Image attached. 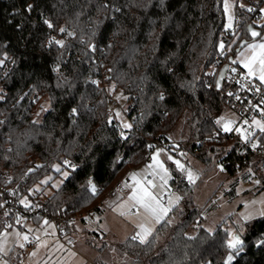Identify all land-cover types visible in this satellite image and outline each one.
<instances>
[{
	"label": "trees",
	"instance_id": "1",
	"mask_svg": "<svg viewBox=\"0 0 264 264\" xmlns=\"http://www.w3.org/2000/svg\"><path fill=\"white\" fill-rule=\"evenodd\" d=\"M222 4L0 0V170L9 176L6 185L16 188L21 208L36 204L41 210L30 217L58 218L65 228L72 217L100 212L114 185L167 143L185 111L190 114L189 152L203 158L215 150L213 145H226L208 141L213 133L223 134L214 117L228 105L222 85L216 83L233 52H222L233 36L224 29ZM241 13L235 4L236 17ZM248 25L254 26L249 16L237 27L247 41ZM258 28L262 32L264 24ZM210 67L216 68L212 74L207 72ZM105 82L127 95L130 129L122 130L105 116ZM44 98L49 107L36 121L34 110ZM256 137L264 142V135ZM236 149L232 144L222 158L224 170L232 173L262 162L255 157L242 160ZM54 165L58 173L67 170V177L49 197L31 198L30 206L23 205L21 197L55 172ZM176 211V225L165 219L144 243L127 237L117 244L114 250L123 256L122 263L264 264V218L247 223L239 235L241 246L230 249L223 223L209 232L195 226L201 222V209L186 202L184 210L176 205L169 216ZM17 218L0 194V232ZM162 237L166 239L160 242ZM106 248L102 244L98 251Z\"/></svg>",
	"mask_w": 264,
	"mask_h": 264
},
{
	"label": "rangeland",
	"instance_id": "2",
	"mask_svg": "<svg viewBox=\"0 0 264 264\" xmlns=\"http://www.w3.org/2000/svg\"><path fill=\"white\" fill-rule=\"evenodd\" d=\"M227 3L229 8L226 12L225 0H223L224 29L233 36L229 45L222 52L225 54L233 49L229 56L231 59L230 66H236L239 57L246 58L253 54L250 45L264 43V28L259 39L249 40L240 46L244 38L242 31L238 30L237 27L241 20L247 19L248 15L245 13L247 2L245 0H227ZM235 4L238 9L242 10L238 17L235 14ZM263 24L264 21L254 23V26L260 27ZM221 47L223 49V46ZM6 69L3 68V70ZM207 72L212 74L214 72L213 67H210ZM103 87L106 89L107 97L105 116L109 119L113 118L122 130L130 129L131 121L126 115V110L130 105L127 95L122 88L116 87L113 82H105ZM48 107V99H40L34 110L33 118L39 121ZM108 113L111 114L107 115ZM189 115V111L183 112L171 128L167 141L169 149L163 146L154 148L147 162L127 173L125 178L130 181L128 184L124 178L125 194L114 192L105 196L100 213H94V218L84 224L88 233L85 236L80 232L76 233L74 251L64 247L65 235L58 236V231L51 222L43 220L40 224L34 225L30 220L22 219L30 217H22L15 224L6 226L0 232V264H10L8 260L14 259L13 254L15 253L22 257L17 264H67L71 252L76 255L73 258H81L83 264H94L95 258L106 264H123V256L117 254L114 247L129 236H135L140 240L142 234L137 231V226L144 223L147 227H152L153 224L154 216L146 212L136 202L137 199L143 197L144 191H147L154 198L152 201L154 207L158 203L159 208L167 210L163 216H167L174 205H178L179 210H184L187 202L193 207L201 209V222L196 224V227L201 226L211 232L217 225L223 223V228L229 232V241L233 236L239 238L247 223L264 218L263 163L256 162L252 166L244 165L240 170L232 173L224 170L221 160L231 148L232 142H226V145L222 147L213 145L215 150L203 158L193 155L187 150L190 140ZM236 116L230 106L223 105L221 111L214 117V121L219 129L224 131L225 124H228L230 129L232 128L231 122ZM208 147L206 145V149ZM154 156L163 164L167 175L154 163ZM177 163L182 167H177ZM150 165L153 167H149ZM255 167L257 168L254 170ZM58 170L59 166L54 165L55 172L39 179L31 187L30 195L28 197L22 196L19 201L27 207L31 205V198L42 201L49 197L68 175L67 170L59 173ZM0 171L5 172L9 182L10 179L6 171L4 169ZM189 174H191V179ZM131 175L133 179L130 177ZM148 175L152 186L146 184ZM35 209H38L36 204L27 210L32 212ZM162 214L157 209V215ZM178 219L177 211L166 218L171 226L176 225ZM47 230L51 233L49 237L45 234ZM154 231L155 229L152 232ZM193 232L194 230L191 229L189 234H193ZM151 234L144 237V241ZM32 235L38 238L33 236L37 240V246L24 252L20 251L19 245ZM165 239L166 237H162L159 241L163 242ZM102 244H105L107 248L101 253L98 249ZM43 246L44 250H42ZM37 252L42 253V256L37 255ZM98 263L100 262L98 261Z\"/></svg>",
	"mask_w": 264,
	"mask_h": 264
},
{
	"label": "built area",
	"instance_id": "3",
	"mask_svg": "<svg viewBox=\"0 0 264 264\" xmlns=\"http://www.w3.org/2000/svg\"><path fill=\"white\" fill-rule=\"evenodd\" d=\"M245 13L252 19L253 23L264 21V0H249ZM214 60L217 63L221 61L218 55L214 57ZM230 63L231 59L228 57L225 62L228 67L222 82V93L228 106L237 112L238 122L229 132L221 135L219 133H213L208 137V141L214 144L220 140L232 142L237 148L236 155L240 159L245 160L249 157H255L264 163V142L257 140L256 134H254L250 126V121L253 118L264 120V83L254 80L242 68L230 66ZM32 98L36 99V95L34 94ZM110 114L108 113L107 115ZM254 145L255 147H253ZM168 146L167 143L163 144V147L167 148ZM7 182L8 179H6L5 172L0 171V194L4 197L5 206L14 210L18 217L21 218L41 213L39 208L32 210V212L27 210L28 208H21L16 200V188L7 186ZM124 182V179L118 181L114 185L113 191L123 193L125 191ZM51 221L60 234L61 220L55 218L51 219ZM261 242L264 243V233L262 234ZM73 243V237H68L67 245L72 247ZM36 244L37 240L33 236H28L19 245V249L27 251L32 249Z\"/></svg>",
	"mask_w": 264,
	"mask_h": 264
},
{
	"label": "crops",
	"instance_id": "4",
	"mask_svg": "<svg viewBox=\"0 0 264 264\" xmlns=\"http://www.w3.org/2000/svg\"><path fill=\"white\" fill-rule=\"evenodd\" d=\"M254 27V26H253ZM255 28H258V27H255ZM259 29V28H258ZM261 31V30H260ZM262 33V32H261ZM261 37V36H260ZM259 37V38H260ZM258 38V39H259ZM264 44V43H263ZM259 45V44H258ZM256 52L257 53H259L260 52V49L259 48H257L256 49ZM250 56H252V55H248L246 58H238L237 59V61H236V66H238V67H240V68H242L244 71H246L248 74H249V70L246 68V67H244L243 65H244V62H245V60L248 58V57H250ZM256 69H257V72H256V74H254V75H250L254 80H256V81H258V82H261V80L258 78V76H259V71H258V69H259V64H256L255 66H254ZM216 70V68L215 67H213V71H215ZM220 71V70H219ZM234 112L236 113V118H234V119H232V128L231 129H233L235 126H236V124H237V122H238V114H237V112L234 110ZM250 126H251V128H252V130H253V132H254V134H258V135H264V131H262L261 130V128L262 127H264V120H260V119H258V118H253L251 121H250ZM230 129V130H231ZM221 130V129H220ZM229 130V131H230ZM229 131H223V130H221V132L222 133H226V132H229ZM179 148H180V146H179ZM149 160V159H148ZM254 165L256 164V163H253ZM252 166V164H249V165H246V166ZM151 167H153V166H151ZM257 167H255L254 168V170L256 169ZM150 169V168H149ZM131 178H132V175L130 176ZM129 177V178H130ZM125 178V177H124ZM123 178V179H124ZM147 179H146V184L148 185V186H152L151 185V182L149 181L150 180V176L148 175L147 177H146ZM133 179V178H132ZM125 181L129 184V179H126L125 178ZM131 183V182H130ZM114 192H116V191H113V189H112V193H114ZM111 193V194H112ZM117 193H119V192H117ZM126 193V189H125V191L123 192V193H119V194H125ZM175 207V205L171 208V210L173 209ZM170 210V211H171ZM170 211L168 212V214H167V216H163L164 215V213L162 214V215H160V219H159V221H164L168 216H169V213H170ZM98 213H100V212H98ZM94 218V213H90V214H87V215H82V216H75V217H72L69 221H68V223H67V226L64 228V227H62V224H61V227H60V229H59V231H60V234L58 233V236H61L62 234L63 235H65V239H64V244H65V248L66 249H68V250H71V251H74L75 250V244H76V233L77 232H80V234H82V235H86L87 233H88V231H86V229L84 228V224L86 223V221H90L91 219H93ZM21 219V217L19 218H17V220H20ZM22 219H24V220H30L34 225H38V224H40L41 223V221H43V220H46V222H51L52 223V221L50 220H48V219H46V218H37V217H30V218H22ZM16 220V221H17ZM161 222H157V220H156V218L154 217L153 218V224H152V227L150 226V227H147L144 223L142 224L143 225V227L146 229V230H148V232H149V234L150 233H153L152 231L154 230V229H156L157 228V226L161 223ZM16 223V222H15ZM52 225H53V223H52ZM137 231L140 233V234H142V236H144V233L141 231V225H139V226H137ZM91 233V232H90ZM45 234H46V236L47 237H49V236H51V233H50V231L49 230H47L46 232H45ZM148 234V235H149ZM148 235H146V236H144V237H147ZM32 236H34V235H32ZM34 237H36V236H34ZM68 237H74L73 239H75L74 240V243H73V246L72 247H69L68 245H67V238ZM129 237H131V236H129ZM133 237H135V236H133ZM37 238V237H36ZM38 239V238H37ZM126 239V238H125ZM137 239V238H136ZM26 240V239H25ZM85 240V239H84ZM85 242H87V240H85ZM88 243V242H87ZM37 245H35L33 248H35ZM15 247V246H14ZM32 248V249H33ZM20 250V249H19ZM42 250H44V246L42 247ZM20 251H22V250H20ZM34 251V250H33ZM22 252H24V251H22ZM37 255H41L42 256V253H40V252H37L36 253ZM14 255V259L12 258V259H9L8 261H9V263L10 264H12L14 261H16L17 260V262H19V260H20V258H22L21 256H20V254H18V253H15V254H13ZM54 255V254H53ZM41 256H39V257H41ZM73 256H76V255H74V253L73 252H71V255H70V257H69V259H67V264H83L82 263V259L81 258H77L76 257V259H75V257L73 258ZM38 257V258H39ZM11 260V261H10ZM21 261V260H20ZM96 261V262H95ZM98 261L101 263V264H106V263H103L102 261H100V260H97L96 258L94 259V261H93V263L94 264H96V263H98ZM17 264V263H16Z\"/></svg>",
	"mask_w": 264,
	"mask_h": 264
},
{
	"label": "snow or ice",
	"instance_id": "5",
	"mask_svg": "<svg viewBox=\"0 0 264 264\" xmlns=\"http://www.w3.org/2000/svg\"><path fill=\"white\" fill-rule=\"evenodd\" d=\"M31 6H29L30 9ZM229 8V5L227 3V0H225V11L227 12ZM45 23H47V21H45ZM48 27L51 28L52 25L48 24ZM61 31H63V29H61ZM253 37L259 35V33L256 32H252ZM56 43H59L62 45L61 41H56ZM253 52L252 56L248 57L245 62H244V67H246L249 70V75H254L257 72V69L254 67L256 64H259V76L258 78L261 80L262 83H264V44H259V45H250L249 46ZM259 48L260 52L257 53L256 49ZM161 99H163V97H161ZM125 127H128V125H125ZM230 127L228 124L224 125V131H229ZM262 131H264V127L261 128ZM255 147V145L253 146ZM158 155V154H157ZM153 161L154 163H156L159 168H161L162 170H164L163 168V164L160 163L156 157H153ZM151 167V165L149 166ZM177 167H182L181 165H179L177 163ZM165 175H167V171L164 170ZM189 178L191 179V174H189ZM154 200V198L152 196L149 195V193L147 191H144V195L143 197H141L140 199H137L136 202L139 203L141 205V207H143L145 209L146 212L151 213L157 220V222H159L160 216L157 215V209H159L160 213H164L167 210L163 209V208H159V204L157 203L155 205V207L153 206L152 201ZM141 231L144 233V236L148 235L149 232L148 230H146L143 225H141ZM144 236L140 237V242L144 243ZM133 239H136V237H133ZM241 240L238 237L233 236L229 243H228V247L230 249H238L241 246ZM232 259L231 256H229L228 260L230 261ZM227 264V262H226Z\"/></svg>",
	"mask_w": 264,
	"mask_h": 264
},
{
	"label": "water",
	"instance_id": "6",
	"mask_svg": "<svg viewBox=\"0 0 264 264\" xmlns=\"http://www.w3.org/2000/svg\"><path fill=\"white\" fill-rule=\"evenodd\" d=\"M252 32H256V33H259V35L253 37L252 35ZM247 34L249 36V39L254 41V40H257L260 36H261V31L260 29L258 28H255L253 27L252 25H248L247 26ZM247 42L246 39H244L240 46H243L245 43ZM227 67L228 65L227 64H224V66L220 69V71L218 72V76H217V80H216V83L217 85L221 86L222 85V82H223V79L225 77V73H226V70H227Z\"/></svg>",
	"mask_w": 264,
	"mask_h": 264
}]
</instances>
